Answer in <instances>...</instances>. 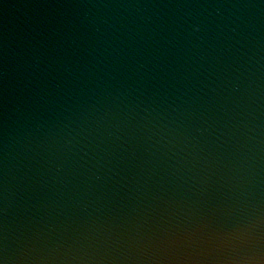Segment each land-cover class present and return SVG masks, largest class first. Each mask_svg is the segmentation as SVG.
<instances>
[{"label": "water", "instance_id": "obj_1", "mask_svg": "<svg viewBox=\"0 0 264 264\" xmlns=\"http://www.w3.org/2000/svg\"><path fill=\"white\" fill-rule=\"evenodd\" d=\"M257 248L264 0H0L2 264Z\"/></svg>", "mask_w": 264, "mask_h": 264}, {"label": "clouds", "instance_id": "obj_2", "mask_svg": "<svg viewBox=\"0 0 264 264\" xmlns=\"http://www.w3.org/2000/svg\"><path fill=\"white\" fill-rule=\"evenodd\" d=\"M233 264H264V250L257 248L244 257L234 260Z\"/></svg>", "mask_w": 264, "mask_h": 264}, {"label": "snow or ice", "instance_id": "obj_3", "mask_svg": "<svg viewBox=\"0 0 264 264\" xmlns=\"http://www.w3.org/2000/svg\"><path fill=\"white\" fill-rule=\"evenodd\" d=\"M0 264H2V262H0Z\"/></svg>", "mask_w": 264, "mask_h": 264}]
</instances>
